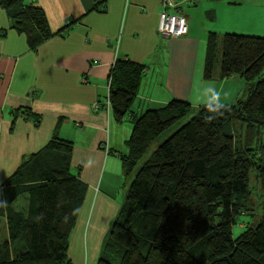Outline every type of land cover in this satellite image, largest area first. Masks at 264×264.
<instances>
[{"label": "trees", "instance_id": "obj_1", "mask_svg": "<svg viewBox=\"0 0 264 264\" xmlns=\"http://www.w3.org/2000/svg\"><path fill=\"white\" fill-rule=\"evenodd\" d=\"M0 8L33 51L55 35L44 11L27 0H0ZM93 9L103 12L105 4ZM145 70L117 58L108 76L109 108L106 99L97 103L117 123L128 118L132 125L128 152L119 154L124 178H132L95 264H264V219L247 224L236 238L231 234L237 218L251 210V173L264 195V37L207 35L203 78L218 74L244 82L224 114L211 122L204 106L194 109L177 99L134 115ZM188 115L158 144L163 132ZM10 116L11 130L18 118L36 126L41 118L28 107ZM72 149V141L54 133L0 187L9 202L0 209L7 232L0 264H72L69 238L86 192L72 171ZM20 196L26 203L17 209ZM40 213L44 219L37 223Z\"/></svg>", "mask_w": 264, "mask_h": 264}, {"label": "crops", "instance_id": "obj_2", "mask_svg": "<svg viewBox=\"0 0 264 264\" xmlns=\"http://www.w3.org/2000/svg\"><path fill=\"white\" fill-rule=\"evenodd\" d=\"M27 1L44 11L55 35L33 51L0 8V187L54 133L72 141V171L86 192L68 258L72 264H95L132 178H124L119 158L128 152L130 121L117 123L110 110L93 109L108 95L113 63L122 58L146 66L134 115L172 99L194 109L204 106L198 96L208 83L227 92L229 104L244 82L218 74L203 78L207 35L264 37V0H187L180 5L187 33L169 40L157 31L160 0ZM97 3L105 4L103 12L93 9ZM20 107L39 114V124L18 118L11 130V111ZM4 234L6 240V228Z\"/></svg>", "mask_w": 264, "mask_h": 264}, {"label": "rangeland", "instance_id": "obj_3", "mask_svg": "<svg viewBox=\"0 0 264 264\" xmlns=\"http://www.w3.org/2000/svg\"><path fill=\"white\" fill-rule=\"evenodd\" d=\"M235 34H237V33H235ZM165 39L169 40L170 37H166ZM217 49H218V55H219L220 50H221L220 41L217 43ZM217 69H218V66L215 67V70H217ZM190 116L191 115L186 116L184 119L177 122L170 129L163 132L157 140L158 144L163 142L172 132H174L182 124H184L189 119ZM153 148H154V146L151 147V150ZM249 180H250L249 181V187L253 192V196L251 198V202H252L251 208H250L251 210L248 211L246 215L240 216L237 218L235 224L231 228L232 238H236L237 236H239V234L244 230V228H245V226H247V224H252V222H255V221L260 220V219H264V195H262L261 190L259 189V187H257V183L255 180L254 173L250 174ZM25 203H26L25 196H20L15 201L14 205H15V207H17V209H19V208L25 206ZM5 228H6L5 220L3 218H0V243H2L6 238V235L4 234Z\"/></svg>", "mask_w": 264, "mask_h": 264}, {"label": "built area", "instance_id": "obj_4", "mask_svg": "<svg viewBox=\"0 0 264 264\" xmlns=\"http://www.w3.org/2000/svg\"><path fill=\"white\" fill-rule=\"evenodd\" d=\"M187 0H160L161 11L158 18L157 30L162 36H183L187 33V17L182 13L180 5ZM109 100L103 103L105 109L109 108ZM98 109L99 105H93Z\"/></svg>", "mask_w": 264, "mask_h": 264}, {"label": "clouds", "instance_id": "obj_5", "mask_svg": "<svg viewBox=\"0 0 264 264\" xmlns=\"http://www.w3.org/2000/svg\"><path fill=\"white\" fill-rule=\"evenodd\" d=\"M228 97V93L224 92L222 89H219L215 86V84L208 83L205 84L198 96V102L202 103L204 107L207 109L208 115L205 119L208 122H211L224 114V110L226 109V100ZM9 206V202L6 198L2 197V193H0V209H7ZM44 219V214L40 213L35 217L37 223L42 222Z\"/></svg>", "mask_w": 264, "mask_h": 264}]
</instances>
